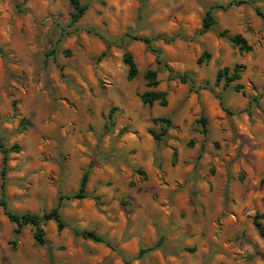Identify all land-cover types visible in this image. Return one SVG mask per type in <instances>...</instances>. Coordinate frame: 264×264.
<instances>
[{"label":"rangeland","instance_id":"1","mask_svg":"<svg viewBox=\"0 0 264 264\" xmlns=\"http://www.w3.org/2000/svg\"><path fill=\"white\" fill-rule=\"evenodd\" d=\"M68 1L0 0L7 210L40 217L88 173L84 198L62 201L63 228L41 225L44 245L29 226L14 237L0 208V264H264L251 224L258 214L264 225V20L253 11L264 14V0L213 9L203 34L205 11L231 0H77L86 10L75 23ZM130 35L173 40L151 42L157 64ZM233 35L251 51L232 47ZM124 51L137 69L129 82ZM202 52L209 59L196 65ZM236 64L238 81L214 83ZM148 69L155 89L144 87ZM181 74L190 81L169 77ZM144 91L163 92L166 106L142 105ZM157 118L170 127L155 142L147 131L160 133Z\"/></svg>","mask_w":264,"mask_h":264},{"label":"trees","instance_id":"2","mask_svg":"<svg viewBox=\"0 0 264 264\" xmlns=\"http://www.w3.org/2000/svg\"><path fill=\"white\" fill-rule=\"evenodd\" d=\"M69 5L72 8L73 12L70 14V23H75L77 22L84 14L86 10L85 5H80L77 0H69ZM245 0H231L229 1L226 5H216L209 7L205 13L204 16L202 17L201 20V28L198 31L199 34L205 33L207 30H209L212 26H214L215 21L212 17V10L213 9H220V10H225L229 6H239L240 4H245ZM253 11L255 14L260 17L262 20H264V14L260 12L259 9L253 8ZM227 34L226 31H222L221 33L218 34L219 37L224 38L225 35ZM128 36V35H125ZM129 38L139 41L146 45L151 52H154L156 55L155 62L159 64L158 60V54L159 51L156 49L151 48V42L156 41V40H162L163 43L168 44L172 42L173 37H170L169 39H166L165 37L162 36H154L152 38H142V37H135L130 35ZM229 44L232 47L237 48V50L240 53H248L251 51V47L248 45L246 40L242 38L240 35H233L229 36L226 38ZM1 53V50H0ZM209 59V54L206 52H202L200 56L195 60L196 65H200L202 63H206ZM121 61L126 67V75L125 79L126 81H131L136 78L137 76V69L136 66L133 62L132 56L128 52H123L121 56ZM242 65H233L231 69L227 67H223L222 69H219L215 73L214 77V83L217 84L218 82L222 81L223 86L226 87L229 84L235 83L240 79V74L242 72ZM166 70L168 71L169 74H171V69L169 67H166ZM170 79H177L179 83L185 84L189 79L188 74H181V75H174V76H169ZM142 79L144 81V87L146 89H155L156 86L158 85V81L156 79V72L153 70H145ZM233 90L235 92H240L242 90V87L238 84H235L233 87ZM139 100L142 105L150 107L153 103H157L158 106L160 107H165L166 106V99H165V94L163 92H154V91H144L142 94L139 95ZM222 110L225 111V109L221 106ZM151 123H160L163 125V129L160 131L159 134H155L153 131L148 130L147 133L152 137V139L155 142H158L160 140V136L165 134V129L170 127V121L167 118H157V119H152ZM200 123L204 125V119H200ZM13 151L16 152L17 147L13 146L12 147ZM7 153L8 151L0 145V154H1V171H0V208L2 209L3 215L6 217V219L12 223L15 227L13 229V236L16 237L20 229L24 226H29L32 228V237L34 241L39 244V245H44V239L43 235L44 232L42 230V224L48 221H52L55 226L56 230L60 231L64 224L60 219L59 215V209L62 206V201L63 200H80L83 199L85 196V184L87 181V176L88 173L84 172L82 173L79 184L77 187V190L69 195H59L55 205L47 212H45L42 216L38 217L35 215H31L28 213L24 214H13L9 212L6 208V201L4 199V181L2 179L4 173H5V165L7 161ZM262 220V215L255 214L251 218V224L257 234V236L264 241V225L261 223ZM77 235H79L82 239L89 240L95 243H103L107 247H109V243L104 241L102 238L98 237L97 235L94 234V232H89V231H81L78 232ZM158 243H155L154 245L143 248L139 250V255L148 253L155 249L158 246ZM10 245L14 244V241L9 242Z\"/></svg>","mask_w":264,"mask_h":264}]
</instances>
